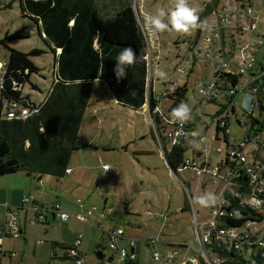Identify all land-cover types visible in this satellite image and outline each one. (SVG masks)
<instances>
[{
    "label": "rangeland",
    "instance_id": "obj_1",
    "mask_svg": "<svg viewBox=\"0 0 264 264\" xmlns=\"http://www.w3.org/2000/svg\"><path fill=\"white\" fill-rule=\"evenodd\" d=\"M9 1L7 6L0 7V36L5 30L20 29L22 37L12 39L9 45L27 50L32 46L43 48L44 51L32 55L30 58L40 67L38 72H32L30 81L38 87H31L28 82L21 85V92L27 94L34 103L40 102L51 84L52 52L44 43L36 30L35 22L26 14H22L18 0H0V3ZM127 0H94V5L100 14H110L117 11ZM135 18L146 36L145 49L150 51V77L152 91L161 96L166 81L173 71V64L178 54L187 50L188 42L194 38L196 30L190 35H178L174 32L155 33L149 28L146 17L154 15L160 8L171 11L174 0H128ZM207 0H188L191 7L202 10ZM231 8H235L234 5ZM140 11V12H139ZM214 12H208L200 18L203 26L212 18ZM264 21V11L257 13V27ZM201 26V27H202ZM234 37L238 32L234 31ZM143 35V33H142ZM145 41V40H144ZM239 51L234 50L233 55L239 56ZM254 63L251 68H259L258 61L263 67L258 81L264 89V44H260L253 52ZM6 56V49L0 45V61ZM148 60V56L146 55ZM220 61L227 63L230 68L234 63L228 57L222 56ZM148 65V62L146 61ZM191 70L184 75H177L180 83H185L186 91L177 105L182 103L191 108V120L188 128L197 134H188L185 138L183 154L189 155L194 150H201L206 158L214 160L222 158L225 150L221 131L215 136V118L219 114L216 103L201 98L195 91V79L204 78L208 74V67L203 65V59L192 63ZM159 68L167 73V79L162 80L155 70ZM239 68V67H235ZM241 75L236 88L248 79L244 68L240 69ZM93 87H98L95 92H90L78 127L74 147L67 160L68 172L61 176L42 174L38 179L22 170L0 174V185H22L24 193L32 194L37 201L42 203L44 209L53 201L66 210L70 216L65 221H58L45 210L46 220L30 222L32 208L29 202L25 208L18 210L15 202L0 198V228H4L5 235L0 238V245L4 250H13L15 256L3 255L0 262L9 264H76L72 258L60 257L57 251L60 246L57 242H71L73 236L82 233L79 249L84 253L82 264H105L106 260L97 259L95 250H101L103 255H108L110 250L105 246V230L111 227H120L125 235L139 237L137 258L132 263L158 264L163 257V252L169 249L165 243L168 240H189L197 246V239L193 232L191 211L189 210L185 192H190L191 208L197 218L201 214L208 215L211 206L201 207L195 203L197 197L205 193H214V186L209 181L202 184L200 176L193 175L189 170H175V173L164 163L163 154L166 141L162 139V132L156 128L153 114L144 105L138 108L116 102L107 93L102 83L92 80ZM147 94L148 92L145 91ZM250 97L249 92L238 89L232 95L234 114L228 120L226 140L237 142L244 138L245 127L235 122L234 116L244 117L246 108L242 107V100ZM253 100H258L256 93L252 94ZM168 99H161L160 104L165 106ZM252 113L257 120L263 123L262 129L257 132V137L264 136V111L258 113L256 107ZM158 135L155 137L154 129ZM246 142L248 150L256 146L252 140ZM205 149L202 150V147ZM217 147L219 153L217 154ZM260 152H263L260 149ZM110 169L105 170V167ZM26 178V180H25ZM183 180V185L180 183ZM25 181V182H24ZM18 199V198H17ZM17 199L15 201L17 202ZM148 199V203H145ZM3 202L10 206L5 209ZM20 202V201H19ZM151 211L162 209L166 213V221L162 222L158 215H146L144 210ZM17 211L20 222L24 219L23 231L17 237L7 234L8 222ZM78 216H83L80 220ZM156 233L158 239L149 243L145 238ZM155 248L160 257L152 259L150 253ZM192 249H190V253Z\"/></svg>",
    "mask_w": 264,
    "mask_h": 264
},
{
    "label": "built area",
    "instance_id": "obj_2",
    "mask_svg": "<svg viewBox=\"0 0 264 264\" xmlns=\"http://www.w3.org/2000/svg\"><path fill=\"white\" fill-rule=\"evenodd\" d=\"M232 5L234 9L231 8ZM260 10L264 11V0H217L215 7L210 10L214 12L212 18L197 30L194 38L188 42L187 50L178 54L173 64V71L165 81L166 87L161 96L154 93L152 95L157 101L150 107V111L159 117L157 124L161 129L162 139L166 141V148L184 144L188 131L192 136L196 132L188 128V123L180 127L170 121L171 112L178 105H175L172 110L169 109L172 99L168 93L181 84L178 74H186L188 70H191L192 63L197 59H203V65L208 67V74L204 78L195 79V91L201 98L216 103L215 110H219V114L215 118V126L220 128L219 131L222 133L226 146L223 157L214 160L206 158L201 150L192 149L189 155H182V161L175 170H189L193 175L202 178V184L209 181L214 186L213 194L218 199L216 206H211L208 215L201 214L200 218H197L191 208L192 195L190 192H185L197 246L189 240L165 239L166 242L168 241L165 244L168 245L169 250L163 252L162 260L158 264H200L201 261L204 264H238L233 259L236 261L242 259L245 264H264V136L257 137V132L262 129L263 123L252 113L254 107L257 108L258 113L264 111V89L258 81L262 67L251 68L255 61L252 55L255 48L264 44V21L260 22L258 27L256 25L257 13ZM234 31L238 32L237 38L234 37ZM141 32L146 42L142 28ZM235 49L239 51V56L233 55ZM144 56L148 62L145 84V91L148 92L149 87L152 90L153 86L148 47L145 49ZM222 56L228 57L234 63V67L230 68L227 63L220 61L219 58ZM4 59L0 61V82ZM236 66L239 68H235ZM241 68L246 70L248 79L240 85V88H236ZM232 75L236 77L235 82L229 80ZM238 89L249 92L251 99L245 110V116H234L235 122L245 127V135L241 140L233 142L226 140V132L228 120L234 114L232 95ZM253 93L258 95V100H253ZM161 99H168L169 103L162 106ZM6 108L2 111L0 107V114L15 118H23L36 110V107L29 108L13 102H9ZM152 127L158 140L153 124ZM250 131L253 133L251 138L256 146L250 148L248 153L245 144L250 140ZM200 135L201 132L197 136ZM203 149L205 146L202 147ZM260 149L263 152H260ZM216 151L218 154V147ZM103 166L105 167L106 164ZM68 171L69 168H65V172ZM180 183L183 185V180H180ZM19 200L23 208L25 203L29 202L33 210L30 222H42L45 218L43 213L45 209L50 210L58 221H64L70 216L60 208L57 201H53L49 207L42 209L43 206L31 194H22ZM148 201L145 199L144 202L148 203ZM2 204L5 209H8L5 202ZM144 213L158 215L162 222L166 221V213L162 209L151 211L146 208ZM78 218L84 219L83 216ZM7 224L9 236L20 235L17 217L13 215ZM105 232V246L110 250L106 256L102 253V260H106L105 264H133L132 262L137 258L139 237L125 235L120 227H111ZM2 235H5L3 227L0 228V238ZM81 237L82 233H77L69 243L63 244L60 241L57 255L72 258L76 264H82L84 253L77 248ZM153 238L158 239L156 233L149 234L145 239L150 243ZM190 249H192L191 253ZM226 252H230L232 256L229 258ZM3 255L12 257L15 256V252L4 250L0 245V258ZM150 255L154 260L160 257L155 248L151 250ZM0 264L9 263L0 262Z\"/></svg>",
    "mask_w": 264,
    "mask_h": 264
},
{
    "label": "trees",
    "instance_id": "obj_3",
    "mask_svg": "<svg viewBox=\"0 0 264 264\" xmlns=\"http://www.w3.org/2000/svg\"><path fill=\"white\" fill-rule=\"evenodd\" d=\"M216 2L207 0L199 13L200 18L215 7ZM8 4L9 1L0 3V7ZM18 4L21 13L35 22L37 33L52 52V78L40 102L34 103L23 94L21 85L24 82L38 87L29 76L40 67L30 57L44 49L36 46L17 49L8 42L22 37L21 30L3 32L0 45L6 49V56L2 64L0 100H5L7 106L13 102L36 107V110L23 118L0 114V174L22 170L37 178L42 174L61 176L67 168L89 94L92 89L95 96L98 94V87H93L92 80L102 83L118 103L138 108L144 102L145 41L128 0L110 14H100L94 0H18ZM126 47L135 50L137 60L127 68V77L117 81L113 71L115 60ZM229 80L235 82L236 77L232 75ZM185 91L183 82L168 93L172 99L170 110L184 97ZM152 95L149 87L150 107L157 101ZM152 114L159 128V117ZM219 129L215 126V136ZM184 145L164 147L165 156L174 168L182 161ZM225 254L229 258L232 256L230 252ZM233 261L243 263L242 259Z\"/></svg>",
    "mask_w": 264,
    "mask_h": 264
},
{
    "label": "clouds",
    "instance_id": "obj_4",
    "mask_svg": "<svg viewBox=\"0 0 264 264\" xmlns=\"http://www.w3.org/2000/svg\"><path fill=\"white\" fill-rule=\"evenodd\" d=\"M148 25L153 33L174 32L178 35H190L195 30L201 28L199 10L189 5L188 0H174V7L171 11L160 8L154 15L146 17ZM137 54L131 47L124 48L117 54L114 66V74L117 81L127 77V68L136 63ZM155 74L162 80L167 79V73L159 68L155 70ZM250 97L242 100V107L248 108ZM191 108L187 104H180L174 108L169 117L174 124L183 127L191 120ZM199 135V132L196 133ZM110 167L105 166V170ZM218 197L213 193H205L196 198L195 203L201 207H207L214 204Z\"/></svg>",
    "mask_w": 264,
    "mask_h": 264
},
{
    "label": "crops",
    "instance_id": "obj_5",
    "mask_svg": "<svg viewBox=\"0 0 264 264\" xmlns=\"http://www.w3.org/2000/svg\"><path fill=\"white\" fill-rule=\"evenodd\" d=\"M140 12V11H139ZM151 29V27L149 28V30ZM152 30V29H151ZM153 37H154V33H153ZM155 38V37H154ZM260 63V64H259ZM257 67H263V63H262V61H258L257 62ZM151 79H153V75L151 76ZM163 84H164V88L166 87V82L165 81H163ZM7 102L5 101V100H3V99H1L0 100V107H1V110L3 111L4 109H7L6 107H7ZM67 168H69L68 166H67ZM24 172V171H23ZM41 177V176H40ZM39 177V178H40ZM38 178V179H39ZM25 180H26V178H25ZM25 182V181H24ZM22 189H24L25 190V188H24V186H23V184L22 185H17V184H15V185H11V184H7V185H3V186H1L0 185V198L3 200V199H6V200H8V201H10V202H15V206H17V209L16 210H18V209H20V208H22L21 207V204H20V200H19V198H20V196L22 195V194H28V193H24L23 192V190ZM30 194V193H29ZM32 195V194H31ZM34 197V196H33ZM18 198V199H17ZM15 199H17V202L15 201ZM34 199L37 201V199L34 197ZM38 203H40L41 205H42V203L41 202H39V201H37ZM6 203V202H5ZM7 204V206L9 207L10 205L8 204V203H6ZM60 206V205H59ZM60 208L61 209H63V210H65L64 208H62L61 206H60ZM46 210V209H45ZM45 210H43V213H44V216H45V218H44V220H46V213L47 212H45ZM66 211V210H65ZM12 212L16 215L17 214V211H13L12 210ZM49 212H50V210H49ZM33 213V212H32ZM50 216L51 217H53L54 218V216L51 214V212H50ZM16 217H17V215H16ZM17 220L19 221V226L20 227H22L23 228V226H24V219L22 220V222H20V219L17 217ZM65 221V220H64ZM75 237V235L73 236V238ZM73 240V239H72ZM63 244H66V243H69V242H65V241H61ZM57 245H59V244H57ZM79 245V244H78ZM78 245H77V248H78V250L80 251V252H82L80 249H79V247H78ZM60 246V245H59ZM83 253V252H82ZM64 258V257H63ZM136 264V263H135Z\"/></svg>",
    "mask_w": 264,
    "mask_h": 264
},
{
    "label": "water",
    "instance_id": "obj_6",
    "mask_svg": "<svg viewBox=\"0 0 264 264\" xmlns=\"http://www.w3.org/2000/svg\"><path fill=\"white\" fill-rule=\"evenodd\" d=\"M144 101H145L144 104L146 105V109H147V112H148V115H149L150 106L148 104V98H147V94L146 93H145V99H144ZM163 159H164V163L170 168V170L172 172L175 173V168L170 165V163L168 162V159L165 156V154H163ZM94 254H95V257L97 259H101L102 258V251L101 250H99V249L98 250H95Z\"/></svg>",
    "mask_w": 264,
    "mask_h": 264
}]
</instances>
